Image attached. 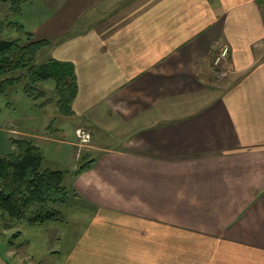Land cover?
I'll return each mask as SVG.
<instances>
[{
    "label": "crops",
    "instance_id": "crops-1",
    "mask_svg": "<svg viewBox=\"0 0 264 264\" xmlns=\"http://www.w3.org/2000/svg\"><path fill=\"white\" fill-rule=\"evenodd\" d=\"M20 17L74 65L66 119L95 138L66 175L77 235L43 264H264V0H27Z\"/></svg>",
    "mask_w": 264,
    "mask_h": 264
},
{
    "label": "trees",
    "instance_id": "trees-1",
    "mask_svg": "<svg viewBox=\"0 0 264 264\" xmlns=\"http://www.w3.org/2000/svg\"><path fill=\"white\" fill-rule=\"evenodd\" d=\"M25 2L27 0H0L9 4L16 14L22 12ZM19 29H24L22 23ZM27 34V40L0 38V95L7 98L9 89L26 79L25 94L37 101L35 106L43 107L53 98L42 100L46 90L40 83L53 81L59 117L73 115L72 104L78 92L74 65L53 57L39 61L37 54L49 41L35 38L31 31ZM55 117H52L53 122H56ZM11 141L13 149L0 155V208L12 217L26 219L29 224L61 221L62 209L74 194L65 184L69 170L44 167L45 156L32 139L11 137ZM92 161H81L76 172L89 167Z\"/></svg>",
    "mask_w": 264,
    "mask_h": 264
},
{
    "label": "rangeland",
    "instance_id": "rangeland-1",
    "mask_svg": "<svg viewBox=\"0 0 264 264\" xmlns=\"http://www.w3.org/2000/svg\"><path fill=\"white\" fill-rule=\"evenodd\" d=\"M20 15L21 13L12 12L9 4L0 3V38L22 37L27 40L29 37L27 33L30 31L27 28L30 24L23 22ZM19 23L24 24V29H19ZM37 57L39 61H42L47 58V52L39 51ZM25 80L10 88L7 98L5 96L0 97L3 99L0 101V118L5 117L11 123V125L7 123L4 130L2 129L3 126L0 125V130L4 131V134L3 131H0V155L6 154L7 144L3 138L7 137L11 147L13 146L11 137L29 138L41 147L45 156L44 167L71 169L76 165L78 168L82 161L80 158L86 150L91 148L95 138L91 134L90 140L82 144L81 138L77 135V129L81 127L74 131L72 124L75 125L76 122L73 119L59 117L58 107L54 100L53 81L40 83L41 88L46 90V96L42 100L47 101L49 98H53L52 102L40 107L34 105V103L37 104L36 100H32L25 94L23 90ZM3 112H5L4 117L1 115ZM54 116L57 118L56 122L52 121ZM9 118L17 121L15 126L18 129L13 130L14 122ZM7 127H11V130ZM66 128L67 131H65ZM82 128L91 133L90 128ZM1 134L4 137H1ZM106 134L108 136V133ZM103 138L108 143L116 141L114 137L110 136ZM65 184H68L67 179ZM75 196L72 195L70 202L63 207V219L61 221L44 224H29L26 219L12 217L0 208V264H43L50 261L52 253L56 251H59L58 256L62 257L64 248L77 235V218L74 214H76V204L80 205V201H77ZM47 225L53 226V228H49ZM57 236H59L58 240Z\"/></svg>",
    "mask_w": 264,
    "mask_h": 264
},
{
    "label": "built area",
    "instance_id": "built-area-1",
    "mask_svg": "<svg viewBox=\"0 0 264 264\" xmlns=\"http://www.w3.org/2000/svg\"><path fill=\"white\" fill-rule=\"evenodd\" d=\"M230 48L228 45L222 47L220 52L216 55L215 64L219 65L228 56ZM77 135L81 138L82 144L87 143L91 138V133L83 128L77 129Z\"/></svg>",
    "mask_w": 264,
    "mask_h": 264
}]
</instances>
